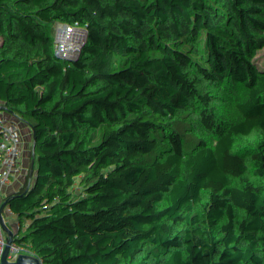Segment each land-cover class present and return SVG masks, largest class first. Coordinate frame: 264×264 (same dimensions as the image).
Segmentation results:
<instances>
[{
    "label": "trees",
    "instance_id": "obj_1",
    "mask_svg": "<svg viewBox=\"0 0 264 264\" xmlns=\"http://www.w3.org/2000/svg\"><path fill=\"white\" fill-rule=\"evenodd\" d=\"M4 3L0 264H264V0Z\"/></svg>",
    "mask_w": 264,
    "mask_h": 264
},
{
    "label": "rangeland",
    "instance_id": "obj_2",
    "mask_svg": "<svg viewBox=\"0 0 264 264\" xmlns=\"http://www.w3.org/2000/svg\"><path fill=\"white\" fill-rule=\"evenodd\" d=\"M4 2V0H3ZM6 6V4H5ZM2 7V4L0 5ZM74 86L79 89V93L81 94L82 98L85 102H91L90 97L88 96L86 85H85V79L83 76H79V79L76 83H74ZM263 158V150L262 149H256L248 153L244 157H236V158H228L223 163L219 164L220 170L226 175H231L233 172L243 171L246 169L256 168L260 162H262ZM35 160L31 162L28 166V171L26 177L28 179H31L32 182L35 181L39 171V166L35 165ZM232 184L230 180L222 181L218 180L214 183H212L208 189V192L210 193L211 198L217 199V197H222L228 194V192L231 190ZM173 243L177 244L179 247V250L181 249H187L186 243H185V235L178 234L174 235L172 237Z\"/></svg>",
    "mask_w": 264,
    "mask_h": 264
},
{
    "label": "built area",
    "instance_id": "obj_3",
    "mask_svg": "<svg viewBox=\"0 0 264 264\" xmlns=\"http://www.w3.org/2000/svg\"><path fill=\"white\" fill-rule=\"evenodd\" d=\"M0 4H3L2 7H0V21L1 18L4 16V3L3 0H0ZM2 32V28L0 26V34ZM35 65L39 68H44L42 65H40L37 61L34 62ZM51 80L56 82V77L52 73H48ZM67 84L73 85L74 83L70 81H66ZM75 87V86H74ZM2 107V103L0 102V108ZM34 160L29 156L28 158H20V157H11L8 160V186L10 189L14 192L18 193H27L31 191L33 187V183L31 179H28L26 175L28 174V166L31 162ZM36 166H39L38 162H34Z\"/></svg>",
    "mask_w": 264,
    "mask_h": 264
},
{
    "label": "water",
    "instance_id": "obj_4",
    "mask_svg": "<svg viewBox=\"0 0 264 264\" xmlns=\"http://www.w3.org/2000/svg\"><path fill=\"white\" fill-rule=\"evenodd\" d=\"M59 113H60L59 110L55 108L52 112H49V113L45 114V116H44L45 120L49 123L50 117H52L55 114H59Z\"/></svg>",
    "mask_w": 264,
    "mask_h": 264
},
{
    "label": "crops",
    "instance_id": "obj_5",
    "mask_svg": "<svg viewBox=\"0 0 264 264\" xmlns=\"http://www.w3.org/2000/svg\"><path fill=\"white\" fill-rule=\"evenodd\" d=\"M4 3V2H3ZM1 5V4H0ZM2 6H3V4H2ZM4 6H5V3H4Z\"/></svg>",
    "mask_w": 264,
    "mask_h": 264
}]
</instances>
